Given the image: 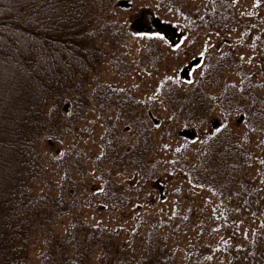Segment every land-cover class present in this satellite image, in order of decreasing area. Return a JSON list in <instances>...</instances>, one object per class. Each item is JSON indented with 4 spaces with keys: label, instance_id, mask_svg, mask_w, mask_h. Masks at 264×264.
Here are the masks:
<instances>
[{
    "label": "rangeland",
    "instance_id": "rangeland-1",
    "mask_svg": "<svg viewBox=\"0 0 264 264\" xmlns=\"http://www.w3.org/2000/svg\"><path fill=\"white\" fill-rule=\"evenodd\" d=\"M224 5L230 8L228 20ZM83 24L94 32V43L105 59L82 87L88 94L97 82L106 81L122 93L141 98L154 122V150L144 171L110 169L103 164L110 171L102 172L96 158L103 151L107 126L116 118L113 112L101 116L93 109L69 130L58 128L54 135L39 136L36 147L46 175L29 185L34 194L57 193L63 175L58 157L64 152L79 148L86 160L72 175L75 191L66 196L68 211L36 228L28 247L29 263L39 264L45 255L63 257L73 251L71 238L91 232L100 238L92 264H108L105 249L110 257L115 251H155L165 264H244L240 257H233L232 248L262 231L264 127L249 123L247 111L252 103L239 102L228 89L240 83L238 72L243 70L254 75L257 98L264 101V0H94ZM151 25L158 27L140 31L141 26ZM113 28L119 29V42L109 37ZM222 53L231 56V63L216 79L202 82V66ZM117 55L125 60L124 69L110 65ZM173 81L201 82L218 100L205 121L189 122L166 105L158 88ZM212 122L229 125L232 137L249 156L240 182L233 181L221 195L191 185L183 173L185 165L196 161ZM116 133L125 134L118 127ZM106 182L120 196L114 204L99 197L111 187ZM238 205L243 207L242 219L235 223ZM193 251L199 261L186 259Z\"/></svg>",
    "mask_w": 264,
    "mask_h": 264
},
{
    "label": "trees",
    "instance_id": "trees-1",
    "mask_svg": "<svg viewBox=\"0 0 264 264\" xmlns=\"http://www.w3.org/2000/svg\"><path fill=\"white\" fill-rule=\"evenodd\" d=\"M93 2L0 0V264H30L27 253L36 228L68 211L70 201L66 196L75 191L72 175L86 160L85 152L79 148L64 152L58 157L63 175L57 193L34 194L29 185L46 175L36 147L39 136L54 135L58 128L69 130L77 119L93 109L101 116L113 112L116 118L108 124L103 151L96 158L97 168L102 172L108 174L114 167L144 171L146 160L153 153L154 122L144 111L141 98L122 93L106 81L97 82L88 94L82 87L90 72L105 59L94 43V32L83 24ZM223 8L228 12V20L230 8L225 5ZM157 25L161 27L160 23ZM152 26H141L140 31L152 32ZM104 30L103 27L101 31ZM109 37L116 42L122 38L118 28L110 29ZM230 57L218 54L202 66L201 81L216 79L231 63ZM109 62L118 69L126 66L120 55ZM238 75L240 83L231 84L228 92L239 102L250 101L249 123L264 127V101L257 98L254 75L243 70ZM158 94L174 114L194 124L205 121L218 103L201 82L163 83ZM231 110H236V106ZM117 127L125 133L121 137L116 133ZM248 160V153L232 137L231 127L212 122L196 161L185 165L183 173L191 185L221 195L229 191L233 181L240 182ZM103 164L110 169L104 170ZM111 187L99 196L106 204L120 200ZM259 205L264 216L263 204ZM235 212L236 223L242 219L239 216L243 207L236 206ZM261 223L262 231L256 232L254 238L244 237V244L233 245V257H240L244 264H264V218ZM107 234L109 240L110 233ZM71 241L72 252L59 258L45 255L39 264H92V254L100 244L98 234L89 232L83 238L75 235ZM103 254L108 264H165L155 251H115L110 257L105 249ZM194 256L197 251L187 253L186 259L191 262L201 259Z\"/></svg>",
    "mask_w": 264,
    "mask_h": 264
},
{
    "label": "water",
    "instance_id": "water-1",
    "mask_svg": "<svg viewBox=\"0 0 264 264\" xmlns=\"http://www.w3.org/2000/svg\"><path fill=\"white\" fill-rule=\"evenodd\" d=\"M157 27H158V26H155V25H154V26H152V28H153V29H155V28H157Z\"/></svg>",
    "mask_w": 264,
    "mask_h": 264
},
{
    "label": "snow or ice",
    "instance_id": "snow-or-ice-1",
    "mask_svg": "<svg viewBox=\"0 0 264 264\" xmlns=\"http://www.w3.org/2000/svg\"><path fill=\"white\" fill-rule=\"evenodd\" d=\"M218 131H219V129H218Z\"/></svg>",
    "mask_w": 264,
    "mask_h": 264
}]
</instances>
